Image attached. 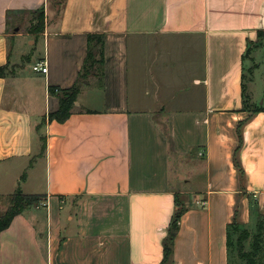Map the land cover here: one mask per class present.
Returning a JSON list of instances; mask_svg holds the SVG:
<instances>
[{
	"label": "crops",
	"instance_id": "1",
	"mask_svg": "<svg viewBox=\"0 0 264 264\" xmlns=\"http://www.w3.org/2000/svg\"><path fill=\"white\" fill-rule=\"evenodd\" d=\"M33 13L43 50L12 59L9 22ZM259 33L264 0H0V213L16 189L46 199L1 232L0 264H160L175 197L170 264H231L229 226L252 228L254 202L264 224ZM90 34L104 38L98 106L83 86L48 121V88L77 82ZM243 84L260 110L242 109ZM262 247L264 264V225Z\"/></svg>",
	"mask_w": 264,
	"mask_h": 264
},
{
	"label": "trees",
	"instance_id": "2",
	"mask_svg": "<svg viewBox=\"0 0 264 264\" xmlns=\"http://www.w3.org/2000/svg\"><path fill=\"white\" fill-rule=\"evenodd\" d=\"M64 0H51V5L54 8L61 6ZM19 12H16L18 14ZM8 16V14H7ZM10 16V14H9ZM40 20L36 26L35 34L39 35L43 32L44 20L43 14L40 13ZM264 36V33H259L258 38ZM86 55L82 64V68L79 72L77 82L68 89H59L55 87H49L48 92L50 95L57 96L59 99L58 108L55 112L48 115V121H55L57 123H64L72 114L74 110V104L77 101V96L80 92L82 86L88 85L90 81H94V86L98 89L103 87V46L104 38L102 35H87L86 37ZM250 49H247L244 57L248 56ZM7 66H0V78H3L7 73ZM242 109L251 111V104L249 96L246 93L244 84L242 85ZM260 109H255L256 112ZM251 111V112H252ZM42 149H45L43 144ZM237 169H239L240 174L242 173L238 162H235ZM45 196L42 195H25L19 189H16L13 194L5 198V204H7L6 210L0 214V234L6 230L12 220L19 214H21L25 209L38 205L41 202H45ZM254 207L257 208V204L253 203ZM258 210V209H257ZM184 210L181 207L179 200L175 197V211L170 220L167 228V233L162 242V260L160 264H170L172 262L173 255V244L174 239L178 232V223L183 215ZM259 217L258 223H256L257 232L254 237H252L251 249L249 252L244 253L242 251V243L249 237V234L244 229H241L235 222H233L227 232V247L229 249V262L234 264L235 258L242 262V264H262V251H263V217L261 212H257ZM239 233L236 238V246L238 251L236 255L233 250L232 235ZM259 255V256H257Z\"/></svg>",
	"mask_w": 264,
	"mask_h": 264
},
{
	"label": "rangeland",
	"instance_id": "3",
	"mask_svg": "<svg viewBox=\"0 0 264 264\" xmlns=\"http://www.w3.org/2000/svg\"><path fill=\"white\" fill-rule=\"evenodd\" d=\"M40 20L39 13H33V14H21L18 19H14L9 22V33L10 34H17L20 35V38H17L16 41H10L9 40V49H10V55L12 59H16L19 57L20 54H32L34 56V60L38 58L43 50V43L42 40H37L38 36L34 33L36 31V26L38 25V21ZM37 40V41H36ZM36 41V42H35ZM34 44V45H33ZM30 56V55H29ZM37 60V59H36ZM88 87H85L82 90V96H84V93L86 96L87 101H89L91 104L94 103L95 106H98L97 103V95H99V92H96L97 88L94 86V81H91L88 85H85ZM83 87V86H82ZM81 102H83V98L80 97ZM77 102V101H76ZM182 169V168H181ZM0 204V211H3L5 207ZM7 208V207H6ZM257 208H255L253 213V226L249 228H246L245 231L248 232L249 237L242 243L243 249L242 251L244 253H247L251 249L252 244V237L255 236L257 229H256V223L259 221V217L257 216ZM2 214V213H0ZM263 217V216H262ZM239 236V233L232 235V244H233V251L232 253H235L238 251L236 246V238ZM259 256V255H257ZM242 262L239 261L237 258L234 260V264H241Z\"/></svg>",
	"mask_w": 264,
	"mask_h": 264
},
{
	"label": "built area",
	"instance_id": "4",
	"mask_svg": "<svg viewBox=\"0 0 264 264\" xmlns=\"http://www.w3.org/2000/svg\"><path fill=\"white\" fill-rule=\"evenodd\" d=\"M32 71L37 74L45 75L47 73V65L45 61H38L31 67Z\"/></svg>",
	"mask_w": 264,
	"mask_h": 264
},
{
	"label": "water",
	"instance_id": "5",
	"mask_svg": "<svg viewBox=\"0 0 264 264\" xmlns=\"http://www.w3.org/2000/svg\"><path fill=\"white\" fill-rule=\"evenodd\" d=\"M75 106H77V103H75Z\"/></svg>",
	"mask_w": 264,
	"mask_h": 264
}]
</instances>
